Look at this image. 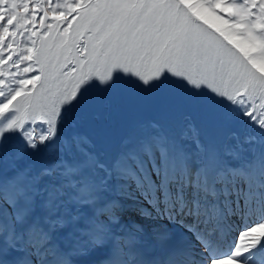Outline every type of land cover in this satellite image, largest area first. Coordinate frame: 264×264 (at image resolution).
Here are the masks:
<instances>
[{"label": "snow or ice", "instance_id": "1", "mask_svg": "<svg viewBox=\"0 0 264 264\" xmlns=\"http://www.w3.org/2000/svg\"><path fill=\"white\" fill-rule=\"evenodd\" d=\"M122 75L158 114L101 148ZM229 261L264 264V0H0V264Z\"/></svg>", "mask_w": 264, "mask_h": 264}, {"label": "rangeland", "instance_id": "2", "mask_svg": "<svg viewBox=\"0 0 264 264\" xmlns=\"http://www.w3.org/2000/svg\"><path fill=\"white\" fill-rule=\"evenodd\" d=\"M228 3H241L242 0H226ZM55 3V0H54ZM219 11V10H218ZM254 11H258V9H254ZM52 13L49 12V17H51ZM221 15L224 16V19L229 20V22L235 20V17L231 15V11L225 9ZM49 23H51V20H48ZM66 24L61 25V33H63L64 27ZM37 28H39V25L37 24ZM43 30L37 31V47L39 46V37L41 36ZM72 30L69 29V33H71ZM89 33H85L78 41L79 48L81 51L77 54L76 49L73 48L71 52L66 53H60L59 50L56 47L52 48V52L59 55V61L53 60V63H63L65 56H67L68 60L70 61V65H75L76 59H83L87 52L84 51L85 46L88 45L89 42ZM18 41L20 40V37L17 38ZM58 43V39L56 42ZM29 62L26 61L25 64L20 65L19 68H13L11 63L4 67L2 70L5 73L13 72L17 74V78H27L32 75H38V68L35 65L34 61L33 67L36 69V71L29 72V73H22L20 69L25 67ZM103 70L102 68L100 69ZM64 71H68V68H65ZM43 79V78H41ZM63 79V78H61ZM10 81V78H9ZM11 86V85H10ZM63 84H60L58 81L52 82L51 87L48 89L47 92L43 93L44 96H51L53 93H56L57 88H63ZM171 88H178L179 83L178 82H172L171 84L167 85ZM29 87H31L29 85ZM40 86L37 85V92H39ZM91 96L108 100L111 98H115V103L112 105L111 108L99 106L95 108L92 111H89L85 118L81 121L79 130L83 133H86L89 135L96 143L98 147L101 148H107V149H114V143H115V137L117 132V122L122 120L124 114L127 112L128 115L126 116V120L122 124V133L131 130L135 127L136 123L152 118L153 116H156L158 113L156 110L149 105H141L136 102V98L141 95L140 89L135 81L134 78H129L128 76L122 75L119 79L115 81V88L110 89L108 91L98 90L96 88L90 89ZM20 98L17 99L14 104L18 103ZM77 112H80V107H77ZM36 123H39L37 121ZM35 126V124H34ZM13 140L16 139V137H12ZM33 159L39 160L40 157L37 155L33 157ZM137 194V193H136Z\"/></svg>", "mask_w": 264, "mask_h": 264}, {"label": "bare ground", "instance_id": "3", "mask_svg": "<svg viewBox=\"0 0 264 264\" xmlns=\"http://www.w3.org/2000/svg\"><path fill=\"white\" fill-rule=\"evenodd\" d=\"M129 112H127L126 114H124L122 120H120L119 122H117V134H116V137H115V143H114V148L117 147L118 143H119V139H120V136L123 134L122 133V124L123 122L126 120V116L128 115ZM137 197H139V193L136 194ZM141 201L143 202V198H140ZM147 206V205H145ZM226 264H231V262H226Z\"/></svg>", "mask_w": 264, "mask_h": 264}]
</instances>
